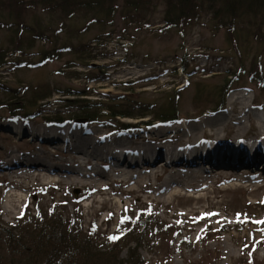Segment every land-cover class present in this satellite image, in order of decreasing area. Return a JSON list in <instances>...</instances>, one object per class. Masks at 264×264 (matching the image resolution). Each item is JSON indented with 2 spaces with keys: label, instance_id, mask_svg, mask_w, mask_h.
<instances>
[{
  "label": "rangeland",
  "instance_id": "1",
  "mask_svg": "<svg viewBox=\"0 0 264 264\" xmlns=\"http://www.w3.org/2000/svg\"><path fill=\"white\" fill-rule=\"evenodd\" d=\"M126 1L104 4L101 12L86 8L74 16L0 8V232L24 231L25 221L39 215L47 221L59 218L79 229L84 236H91L98 249L120 242L124 246L119 258L125 263L138 256L139 264H264L261 167L222 163L204 172L193 167L200 177L194 178L189 175L196 172L185 171L184 165L168 170L161 160L129 165L110 160V154L75 153L82 169L96 173L95 181L105 187L98 191L94 185L58 188L52 183L58 173L40 170L39 176L26 173L23 186H30L27 191H16L24 202L13 208L5 198L10 191L7 180L19 181L11 175L12 167L27 159L16 154L14 165L4 170L8 154L34 150L47 154L53 165L64 161L65 155L56 152L58 146L51 148V143L45 146V139L35 141L14 132L21 129L49 135L53 130L32 129L33 125L92 126L93 134L102 133L100 148L114 143L119 152L130 153L139 142H148L147 136L156 135L151 130L168 126L158 124L157 113L175 109L184 121L169 127L183 130L157 143L166 150L172 146L183 149L192 133L199 136L205 132V137L224 143H233L238 136L264 137L263 10L248 13L251 10L243 7L230 26L228 20H214L219 6L211 5V10L193 23L165 28L161 0H152L138 11L126 8ZM128 13L138 19L129 21ZM51 52L58 55L53 57ZM230 80L219 110L220 97ZM42 94L49 97L37 101ZM240 94H246L251 110L242 112L239 119L233 117L227 103ZM75 99L112 106L129 112L132 118H109L102 107L98 123L77 118L64 121L78 112L67 108L66 102ZM32 100L35 106L28 111L40 110V114L24 122L10 121L5 106L2 108V104L18 103L26 108ZM235 107L240 109L239 104ZM232 118L229 129L216 135L209 131ZM108 119L135 128L119 133L113 125L105 124ZM215 167L228 168L230 174L213 173ZM43 175L49 181L43 182ZM42 183L48 187H41Z\"/></svg>",
  "mask_w": 264,
  "mask_h": 264
},
{
  "label": "trees",
  "instance_id": "2",
  "mask_svg": "<svg viewBox=\"0 0 264 264\" xmlns=\"http://www.w3.org/2000/svg\"><path fill=\"white\" fill-rule=\"evenodd\" d=\"M152 0H127L126 8L131 10H142L143 7L150 5ZM159 1V0H158ZM165 7L164 12V27L175 28L183 23H193L198 20L201 13H207L216 5L219 6L215 10L214 20H228L230 26L233 24L234 19L241 13V8L244 7L248 13L264 11V0H161ZM116 3V0H0V8L4 6V10L15 9L19 13H24L26 10L41 9L44 12L54 14L63 12L69 16L75 15L77 11L86 8L90 11L100 10L105 5ZM129 17V21L135 22L138 19L133 13L125 14ZM222 23V22H221ZM228 23V24H229ZM190 25V24H189ZM220 25V23H219ZM223 26V24H222ZM53 57L58 53L51 52ZM0 56V62L2 61ZM48 57L41 61L45 63ZM232 82L229 81L227 86L224 87L222 96L220 97V104L217 108L223 107L225 97L228 93V87ZM264 86V83H262ZM8 90V89H6ZM36 98L37 101L44 100L49 97V94H42ZM29 101L28 106L25 108L21 103L8 106L2 104L6 115L11 119H21L26 121L29 118H37L40 114L37 112H29L30 108L35 106L33 102ZM67 108L71 107L74 112L73 118L68 119H83L88 123H98L99 110L105 107L109 118H132L131 114L126 111L116 110L112 106H101L99 102H91V100L75 99L68 100ZM71 113V112H70ZM5 114V113H4ZM143 115V114H141ZM141 115H138L141 117ZM143 117V116H142ZM108 119L105 124L113 125L117 129L129 127L121 122H114ZM155 119L159 123H169L179 120L178 113L175 109L159 112L155 115ZM62 120V119H59ZM41 219V220H40ZM43 219V220H42ZM25 221V220H24ZM66 222H62L59 218L51 217L41 218L39 215L25 221L23 228L24 231L19 233H12L4 230L0 232V264H139L137 262L138 256H131L130 261L125 263L126 260L119 258L120 249L124 245L120 242H115L113 245L104 248L103 250L96 246L91 236H84L79 229L69 228ZM99 241V239H98Z\"/></svg>",
  "mask_w": 264,
  "mask_h": 264
},
{
  "label": "bare ground",
  "instance_id": "3",
  "mask_svg": "<svg viewBox=\"0 0 264 264\" xmlns=\"http://www.w3.org/2000/svg\"><path fill=\"white\" fill-rule=\"evenodd\" d=\"M247 93H249V92H247ZM227 104L230 108L229 111L231 112V114L235 115V116H233L235 118L240 119L242 112L244 114H247L249 112V110H251L250 109L251 107L249 105V100H247L246 94L245 95L240 94V95L232 96L231 99H229ZM236 104H239L240 109L238 107L236 110V107H235ZM233 121H234V119L232 118L229 120L228 124H221L220 127L211 128L209 131H211V133L213 132L215 135L219 134L218 133L219 130L223 131L225 129H229V127L232 126L231 123L233 124ZM41 127L44 129H53V130L58 131V132L64 131V132H66V136H62V135L56 136V135H47V134L43 135V134H35V133L30 134L28 132L26 133V131L23 133L27 134L28 138L33 137V140H35L37 138H41V141H43L46 138V141H45L46 145L45 146H49L47 143H51V146H53L51 148H55L56 146H58L57 151H56V149H54V150L58 153H62L63 155H65V158L63 159L64 161L62 163L60 162V163H56L55 165H53L50 163L51 162L50 160H47L48 159L47 154H39V153L35 152L34 150H32L30 152L29 151L28 152H21V151L16 150L14 154L10 153L7 156L5 155L6 156L5 159H7V160H4V162L6 161V165H5L6 167H4V170L6 168L9 169L10 167H12L14 165L13 164V162L15 161L14 157H16L17 155L20 156V159L24 155L27 156V159L22 158V161L19 160L18 163L16 165H14L15 167H12V169L14 171L10 172L11 175H13L14 178L19 179V181L12 180V178H11V180H7V187L10 189V191L5 195V198L9 201V204L13 208L18 203H20L21 200H22V202H24V200L21 198V196L16 191L25 192L30 187V186H25V185L23 186V182L26 180L25 178H28L26 173H36L34 175L39 176L38 172L40 170L45 171L49 174H52V172H56V173H58V175H57L58 179L56 181H53V182L51 181V182L53 184H56L58 186V188H63V187L66 188V187H73V186H79V187L83 188V187H88V186L94 185L95 189H97V191H98V190L102 189L103 187H105L104 184H99L98 180L95 181L96 176H97L96 173L95 174L92 172L86 173V171L84 169H82V167H83L82 163L79 161V158L74 157V155H75V153H77L81 156V155L89 154L90 152H91V155H94V156H97L100 154L109 156L108 154H110V156H109L110 160H114V161L118 162L116 155L119 153V149L115 147L114 143L110 146L108 144H105V145H103L102 148H100V146H98V142H99V140L101 143L103 142V141H101V139L103 137L102 133L98 132V133L93 134L94 130L92 129V126L90 129H88V128L86 129L85 128L86 126L71 125V124L67 123V124H61V125L59 124V125H56L55 127L51 126V125H42V126L36 127L35 125H33L32 129L33 128L34 129H41ZM213 127H215V125ZM182 128L181 127L180 128H174V127L165 126L162 128H156V129L151 130V132L155 133L156 135L153 137L147 136V138L149 140L148 142L143 143V144L142 143L140 144V142H139L130 151L133 155L136 156V158L138 160V161L134 160V163L140 164L142 162V160L148 159L149 157L151 159H153L155 156L160 158V157H162L163 152H164V154H166L165 157L167 159L169 156V159L175 158V160H177V157H179V156H177L176 152H178L179 150L176 146H172L171 150H166L164 147H162L161 144L157 145V143H160L162 140H167V139H170V138L176 136L178 134V132L181 131L180 129H182ZM18 134H20L19 130H18ZM205 134L206 133L204 132L203 134L198 136L196 133H192L189 136V138L185 141L187 146H188V150L185 152V154L180 153L181 159H183L185 157V159H192L193 160L194 157H196L200 153L205 152L206 150H207V152H208V150H210L213 153H217V155H219L220 152L227 151V150H230V151L239 150V148L236 147L235 145L230 144L231 146H227L226 144H224V142H221V141H216L217 143H215V144H210V145H207L206 147L201 146V148H200L199 146H200L201 141H203L206 138ZM238 138H241V137L238 136ZM238 138L236 137V140H234V141H239L240 139H238ZM63 139L68 140L69 144L67 143L64 146H61ZM216 139H218V138L216 137ZM71 140L74 144H71ZM167 143H171L170 140ZM186 144H185V146H186ZM54 145H55V147H54ZM84 145H87L86 150H85ZM195 147H197V148H195ZM101 149H103V150H101ZM120 151H121V149H120ZM173 155H174V157H172ZM253 156H254V159L260 160V153L259 152H257V153L254 152ZM219 157H220V155H219ZM223 160H226L225 156L223 157ZM244 161H245V159H243L241 157V159H240L241 164L244 163ZM126 162L127 161H124V163H126ZM22 163L26 168H29L32 171L24 170L22 168V165H20ZM184 163H185V161H184ZM196 163H197V166H195L193 164L190 165V164L185 163L186 165H184L183 168L187 172H189V171L196 172L195 175L190 174L189 176H193L194 178H200L197 176L198 171H195V170L197 168L202 169L204 167L203 165H205V164L209 165L210 162H209V160H207V161L203 160L202 161L200 159L199 161H196ZM0 164H2V163H0ZM76 164H77V166H76ZM179 165H183V164H181V163L168 164V165H165V168H167L168 170H172V169L178 168L177 166H179ZM16 166H19V169H16V168H18ZM20 166H21V168H20ZM193 167H197V168L193 169ZM2 168L3 167L0 166V169H2ZM39 168H43V169H39ZM215 172H216V174H219V173L220 174H230V170H228V168H224V167H220V168L215 167L213 173H215ZM29 176H32V174ZM104 176H105V180L108 179L106 174ZM170 177L172 178V175H170ZM40 178L43 182L49 181V178L45 175L41 176ZM35 179H37V178H35ZM89 181H91V182H89ZM171 182H172V180H171ZM173 182H174V180H173ZM41 187L46 188V187H48V185H45L44 183H42ZM102 205L105 206L106 203H103Z\"/></svg>",
  "mask_w": 264,
  "mask_h": 264
},
{
  "label": "snow or ice",
  "instance_id": "4",
  "mask_svg": "<svg viewBox=\"0 0 264 264\" xmlns=\"http://www.w3.org/2000/svg\"><path fill=\"white\" fill-rule=\"evenodd\" d=\"M110 239L115 240V239H117V237H110Z\"/></svg>",
  "mask_w": 264,
  "mask_h": 264
}]
</instances>
